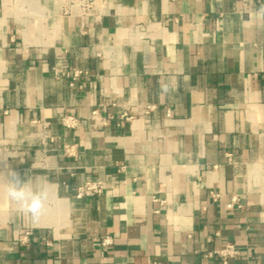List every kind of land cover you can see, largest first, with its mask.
Segmentation results:
<instances>
[{"label": "crops", "instance_id": "crops-1", "mask_svg": "<svg viewBox=\"0 0 264 264\" xmlns=\"http://www.w3.org/2000/svg\"><path fill=\"white\" fill-rule=\"evenodd\" d=\"M103 1L0 0V264H264V11Z\"/></svg>", "mask_w": 264, "mask_h": 264}, {"label": "built area", "instance_id": "built-area-1", "mask_svg": "<svg viewBox=\"0 0 264 264\" xmlns=\"http://www.w3.org/2000/svg\"><path fill=\"white\" fill-rule=\"evenodd\" d=\"M53 2L62 16L86 18L91 20L93 23H100L108 10L106 2L103 0H53ZM257 6L260 7V10L264 11V4L262 3V0H242V7L246 12L251 11ZM148 109L150 108L147 107V110ZM120 118L125 121H130L132 117L124 111L121 113ZM92 121L95 127L105 124L104 121H101L97 110L92 112ZM62 124L66 128H75L78 125V121L74 117L66 116L62 119ZM43 125L44 127L47 126L46 123ZM73 148L74 146L65 145L62 147V152L67 156L73 155ZM105 189L106 185L102 180L87 179L75 190L74 197L77 200L88 197H99L104 193ZM213 197L217 198L218 195L215 194ZM236 202L237 199H233L231 203L228 204V207H233ZM30 234V231H26L22 241L24 242L26 237ZM112 244L113 238L109 235H106L101 240V245L103 247H109ZM214 254L222 259V264H228L230 260L237 258L240 253L239 249L234 244L227 243L224 248L215 251Z\"/></svg>", "mask_w": 264, "mask_h": 264}, {"label": "clouds", "instance_id": "clouds-1", "mask_svg": "<svg viewBox=\"0 0 264 264\" xmlns=\"http://www.w3.org/2000/svg\"><path fill=\"white\" fill-rule=\"evenodd\" d=\"M12 195H13L14 197H17V196H19V194H18V193H16V192H13V193H12Z\"/></svg>", "mask_w": 264, "mask_h": 264}]
</instances>
